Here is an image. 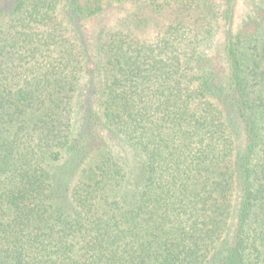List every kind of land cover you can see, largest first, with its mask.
I'll use <instances>...</instances> for the list:
<instances>
[{
    "label": "trees",
    "instance_id": "16d2710c",
    "mask_svg": "<svg viewBox=\"0 0 264 264\" xmlns=\"http://www.w3.org/2000/svg\"><path fill=\"white\" fill-rule=\"evenodd\" d=\"M0 264H264V0H0Z\"/></svg>",
    "mask_w": 264,
    "mask_h": 264
}]
</instances>
